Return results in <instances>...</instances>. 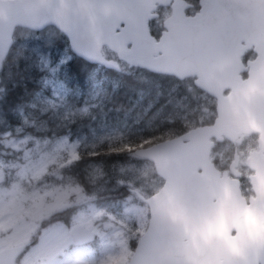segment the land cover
I'll list each match as a JSON object with an SVG mask.
<instances>
[{
	"label": "water",
	"instance_id": "water-1",
	"mask_svg": "<svg viewBox=\"0 0 264 264\" xmlns=\"http://www.w3.org/2000/svg\"><path fill=\"white\" fill-rule=\"evenodd\" d=\"M224 3L198 0L197 12L186 17L183 0H0V69L15 28L39 31L51 26L65 37L72 55L89 64L119 71L117 61L102 57L101 49L106 48L129 66L178 80L193 77V85L215 100L211 124L132 151L152 164L162 184L146 198L135 194L147 208V221L125 264L246 263L242 253L230 246L252 222L238 213V204H230L237 193L235 186L234 193L228 192L232 196L222 193L223 177L208 155L210 138L233 142L242 134L264 132V99L252 94V77L239 84L235 76L239 41L254 43L257 37L252 15L246 18L244 12L237 23L225 21L224 11L234 5ZM166 5L170 12L155 41L146 21L154 16L156 6ZM225 90L229 92L222 96ZM246 165L264 170V150L250 153ZM234 166L235 158L229 168ZM260 175L252 177L256 198L247 208L243 206V212L250 213L258 204L254 211L257 249L264 255V179ZM230 228L236 235H228ZM67 236L73 246L94 239L91 231L77 223ZM22 250V245L0 249V264H14Z\"/></svg>",
	"mask_w": 264,
	"mask_h": 264
},
{
	"label": "rangeland",
	"instance_id": "rangeland-1",
	"mask_svg": "<svg viewBox=\"0 0 264 264\" xmlns=\"http://www.w3.org/2000/svg\"><path fill=\"white\" fill-rule=\"evenodd\" d=\"M46 69L51 77L56 67ZM47 87L49 97L39 99L62 121L88 114L87 106L66 107L62 84L53 77ZM212 115L208 112L204 120ZM28 126L36 127V123L23 120L22 126L0 138V249L25 246L14 264H125L132 251L130 243H135L147 221V208L135 194L147 197L162 184L152 164L132 152L125 153L123 163L110 174L92 163L85 193L61 178L57 169L74 160L77 148L92 149L119 140L122 133L104 130L47 138L26 133L23 129ZM248 145L247 139L236 142L240 155H245ZM227 149L216 151L220 162ZM121 191L125 193L119 196ZM105 192L107 197H101ZM75 223L93 233L92 242L70 244L67 230Z\"/></svg>",
	"mask_w": 264,
	"mask_h": 264
},
{
	"label": "trees",
	"instance_id": "trees-1",
	"mask_svg": "<svg viewBox=\"0 0 264 264\" xmlns=\"http://www.w3.org/2000/svg\"><path fill=\"white\" fill-rule=\"evenodd\" d=\"M48 65L56 67L51 77L62 84L66 107L87 106V115L62 121L39 99L49 97ZM212 110L206 95L189 80L89 64L72 55L66 39L52 27L39 32L15 28L0 69V138L22 126L23 120L36 123L23 130L39 137L88 136L104 130L122 133L119 140L92 149L77 148L74 160L57 169L61 178L71 180L85 193L89 192L92 163L110 174L123 163L125 153L206 124L205 115ZM101 197H107L106 192ZM130 244L133 248L134 242Z\"/></svg>",
	"mask_w": 264,
	"mask_h": 264
},
{
	"label": "flooded vegetation",
	"instance_id": "flooded-vegetation-1",
	"mask_svg": "<svg viewBox=\"0 0 264 264\" xmlns=\"http://www.w3.org/2000/svg\"><path fill=\"white\" fill-rule=\"evenodd\" d=\"M183 1L187 4V7L183 10L184 15L186 17L192 16L195 12H197L198 0H183ZM224 1H225L224 6H226L228 4L234 5V7L231 8L228 12L224 11L223 17H224L225 21H233L234 20V22L237 23L244 12H245L246 18H248V15L250 13L252 15V23H254V25L256 27V31H257L256 36L257 37H256V40L254 43L253 42H246L243 39H241V41H239V43H238L239 50H238V54H237V58H236L237 59V65H236L237 72H236L235 76H236V78H238L237 81L239 82V84H242V83L246 84L248 82V78L252 77L253 80L251 82V85H249V86H252V89H251L252 94L256 95L257 98L259 97L260 99L261 98L264 99V38L262 37L263 38L262 39L259 36L260 34H263V36H264V0H241V1L235 0V3H233L234 2L233 0H230V1L224 0ZM169 12H170L169 5L156 6L155 9L151 12L152 14H154V16L149 18L146 21V27L148 30V34L155 41L160 37L161 32L164 31V28L162 26V22L168 16ZM229 15L230 16L232 15L231 19H230ZM47 27H51V26H47ZM43 29H41V30H43ZM41 30H39V31H41ZM39 31H30V32H39ZM235 34L237 35V33H235ZM240 36H241L240 34L237 35V37H239V38H240ZM101 55L104 59H110V60L117 61L119 71L125 70L127 72V71H134L137 69L147 71L143 68L129 66L125 61L118 60L115 53L108 51L106 48L101 49ZM96 65H98V64H96ZM147 72H149V71H147ZM166 76H168V75H166ZM170 77H172V76H170ZM172 78H174V77H172ZM174 79H176V78H174ZM193 79H194L193 77H187V78H183L181 80H189L190 83L193 85ZM176 80H178V79H176ZM228 92H229V90L223 91L222 96H225ZM203 94L206 95L205 93H203ZM206 98L212 102L213 115L206 124H199L197 126L211 124L212 120L215 116V113H214L215 100L213 98L209 97L208 95H206ZM261 112L264 115V110H262ZM175 137H177V136H175ZM172 138H174V137H172ZM242 138L247 139L249 141L247 151H246L245 155H243V156L240 155V153L237 149V146H236V142ZM168 139H171V138H168ZM165 140H167V139H165ZM210 141L212 142V147L209 150L208 161L213 165L214 169L219 173L220 178L223 177L222 193L224 195H227L228 192L234 193V191H233L234 187L233 186H235V193L236 192L237 193H236V196H234L235 198H233V201L230 202V204L231 205L233 204L232 206H234V205L237 206V204H238L240 207L238 213L240 215L245 214V217H246L245 221L252 222L251 227L247 226V227L242 229V231L240 232V239L237 240L234 244L230 243L232 245L230 247L234 248L235 250L238 249L242 253L243 257L245 258V262L247 264H262V263L264 264V255H259L258 249H257V246L259 245L258 244L259 240H258V233H257V230L255 228V226H256L255 225L256 213L254 211L258 209V204L256 205L255 209L252 208L250 213L247 214V213L243 212V206L247 208V206L250 205V202H253V200L256 198V195H255L254 190H253L252 185H251V181L253 179L252 177L253 176L256 177V175L261 174L260 176L263 177V179H264V170H261L259 166H257L256 168H250L246 165V159L250 153L264 150V132L260 133L259 131H255V132L250 133V134H242V135H239L233 142H230L229 140L225 139L224 137H221L220 140L210 138ZM223 146H226L228 149L225 151L224 161L220 162L219 158L215 155V153L218 149H222ZM234 158H235V166L230 169L229 166L234 161ZM143 160H145V159H143ZM223 172H224V175L222 176L221 174ZM229 196H232V195H229ZM144 198H146V197H144ZM262 205L264 206V202L262 203ZM252 207H253V204H252ZM228 235L230 237H232V236L236 235V231L234 229H231V230H229ZM255 236H256V238H255ZM262 247H263V245H262ZM24 251H25V246H23L22 253ZM242 264H244V263L242 262Z\"/></svg>",
	"mask_w": 264,
	"mask_h": 264
}]
</instances>
